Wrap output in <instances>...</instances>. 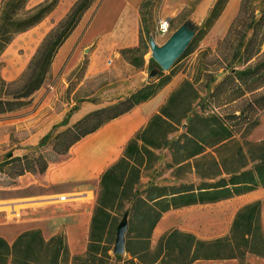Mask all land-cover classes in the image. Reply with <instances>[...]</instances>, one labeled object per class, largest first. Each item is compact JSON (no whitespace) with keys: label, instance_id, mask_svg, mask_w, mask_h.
Instances as JSON below:
<instances>
[{"label":"trees","instance_id":"obj_1","mask_svg":"<svg viewBox=\"0 0 264 264\" xmlns=\"http://www.w3.org/2000/svg\"><path fill=\"white\" fill-rule=\"evenodd\" d=\"M95 1L79 0L75 3L69 14L46 36L17 80L5 82L0 77V115L18 111L30 104L32 96L46 83L59 49ZM27 2L2 1L0 55L17 35L38 25L58 4V0H50L27 11ZM229 2L216 1L191 45L178 61L194 52L196 42L218 22ZM259 3L261 6H258ZM150 5L153 4L146 0L141 10ZM258 11L260 16L256 14ZM143 30L146 36L150 35L147 24L144 29L142 27ZM142 46L141 35L138 47L122 50L120 54L131 65L140 68L144 56ZM138 53L139 59L135 57ZM221 71L224 76L218 81L217 75ZM157 78L159 82L147 83L117 103L87 114L59 133L47 135L37 147L40 150L37 155H30L33 149L21 157H7L0 163V173L16 184L19 177L28 173L38 177L45 175L52 161L65 159L76 143L152 100L172 77H165L161 71ZM201 78L200 86L208 90L205 105L212 109L209 114L193 112L195 103L200 99L201 88L198 84ZM239 101H242V105L231 113L220 115L215 112L217 108ZM176 112H179L178 116ZM263 112L264 0H242L239 12L219 42L213 59L209 61L205 55L194 79L184 81L170 95L159 114L130 140L123 157L101 176L85 254L71 257L64 235L46 240L42 231L35 229L23 232L12 244L0 237V264H65L69 261L72 264H109V252L112 250L109 236L116 232L118 218L124 215L128 204L131 209L126 252L139 260V264H166L169 257L176 264L213 260L242 262L248 254L264 258L260 201L244 206L237 213L229 236L204 241L193 234L172 230L162 236L154 251H151L154 230L167 212L216 204L264 189V141L247 142L246 149L232 143L237 135L258 127L259 116ZM190 113L193 115L184 137L171 144L167 139L159 141L157 134L162 127L166 125L173 130ZM162 146L171 148L173 164L178 170L191 167L201 182L198 185L170 187L151 185L142 192L136 190L142 171L151 168L154 150ZM232 148L236 150L232 151ZM207 159L211 162L207 163ZM250 164L252 168L248 169ZM147 257L151 258L150 262L146 261ZM116 258L120 259L121 256ZM131 264L136 263L131 261Z\"/></svg>","mask_w":264,"mask_h":264},{"label":"crops","instance_id":"obj_2","mask_svg":"<svg viewBox=\"0 0 264 264\" xmlns=\"http://www.w3.org/2000/svg\"><path fill=\"white\" fill-rule=\"evenodd\" d=\"M2 1L0 0V7ZM46 1L50 0H28L26 10H33ZM77 1L79 0H58L55 9L38 25L14 38L2 55L6 61L4 81L13 82L24 73L46 36L69 14ZM145 1L96 0L84 12L76 29L59 49L46 83L32 96L30 104L18 111L0 115V118H3L0 120V151L6 144L13 145L11 149L15 152L14 156H24L38 147L47 135L63 131L87 114L117 103L143 87L146 78L142 72H136L104 92H118V97L111 102L94 101L95 94L79 103L72 98L70 102H66L62 94L75 81L73 74L83 59L89 60L84 74L85 82L104 72L113 62L120 60L122 50L140 45L141 6ZM216 1L202 0L196 12L202 13L213 8ZM155 2L154 15L159 19L179 15L185 9L188 0H163L160 7L159 1L154 0L153 3ZM217 24L218 22L216 28ZM22 51L23 54H20ZM15 55L21 58L12 60ZM56 77L58 80L54 83L52 79ZM84 82L72 92V97ZM167 99L168 94L161 91L152 100L106 124L96 133L88 135L70 149L65 159L52 161L45 175L38 177L28 173L19 177L17 180L19 187L14 189L23 191L24 197L16 195L0 199V203H4L0 204V208L22 204L16 207L15 211L0 212V219L1 217L4 219L0 220V237L12 244L22 234H17L15 232L17 228L10 224L21 217L23 210L26 214L50 210L49 218H31L30 221L39 229H42L43 224H53L52 229L57 227L63 229L67 234L70 248L81 247L89 236L101 176L123 157L130 140L159 114ZM69 105L70 108H67ZM263 115L264 112L260 116L259 126L262 125ZM62 196L68 197L67 201H60L59 198ZM257 196V191H254L234 198L236 200L234 209L230 208L226 212L232 216L231 227L226 236L230 235L237 213L244 206L256 202ZM29 203L34 206L30 207ZM173 225L174 222L165 215L154 230V239L158 240L172 230H179H170ZM195 236L204 241L226 237L204 239Z\"/></svg>","mask_w":264,"mask_h":264},{"label":"rangeland","instance_id":"obj_3","mask_svg":"<svg viewBox=\"0 0 264 264\" xmlns=\"http://www.w3.org/2000/svg\"><path fill=\"white\" fill-rule=\"evenodd\" d=\"M149 1L153 5L152 6L150 5V7L148 8L143 7L141 10L142 23H143L142 27L144 29L145 25L147 24V27L149 26L150 29L149 36H146L144 30L142 32V40H143L142 50L144 52L142 66L140 68H136L121 56L120 60H118L117 62H113V64L110 67H107L104 72L84 82V74L86 72L89 62L88 58H85L80 62L77 71L74 72L73 74L75 81L72 83V85H70V87L67 89L66 92L62 93L63 98H66V102L67 101L70 102L72 98L75 100V102L79 103L85 101L88 97L92 96L93 94H95V97L93 98L94 101L111 102L115 100L116 97H118V92L116 93H111V92L104 93V92L108 91V89H112V87L117 85V83L120 80L127 79L136 72L143 73V76L146 78V82L144 83V85L150 82H159L160 79H158L157 76L151 77L152 71L159 69V67L156 64V62L152 59L150 38H153L156 41V43L161 46L167 42V40L177 29H179L181 26H183L186 23H189L196 30V34H197L212 9L211 7L210 9L205 10L202 13L200 12L198 13L196 12V8L198 7V5L202 0H188L185 9L179 15L168 18L171 21L170 35L162 36L158 32V25L160 20L166 18L156 19L154 15V9L156 7H153L156 4V2L152 3L154 0H149ZM158 1H159L158 7H160L163 0H157V2ZM241 1L242 0H230L227 8L225 9L220 19L218 20L217 28L215 24L208 33H206L196 42L194 52H192L191 54L182 58L180 61L174 64V66L169 71L163 72L165 77L169 75H171L172 77L171 81L161 90L168 94V98L175 90H177L182 85L184 81L194 79V77L197 74L198 66L203 61L205 55L208 56L209 61L213 59V54L215 53L219 42L225 37L231 23L233 22V20L235 19V17L239 12ZM258 6H261V3H259ZM256 14L257 16H260L259 11ZM57 26L58 25H56L54 28H56ZM3 53L0 55V77L4 80L3 75H4V67L6 65V61L4 60V57H2ZM20 54H23V51ZM135 57L139 59L140 54L139 53L135 54ZM20 58L21 57L15 55L12 58V60L20 59ZM160 72L161 70L159 71V73ZM223 76H224V72L221 71L217 75L218 81ZM52 80L55 83L57 82L58 77ZM202 81L203 78H201L198 84V87L201 88L200 99L195 103L193 112L201 113V111H204L205 114H209L211 113L212 109L211 107L208 108L205 105L206 103L205 100L208 95V90L202 89L201 87ZM82 82H84L83 85L79 88L77 93L72 97V92L76 90V88ZM241 105H242V101H239L236 103H232L228 106L217 108L215 112L220 115H225L227 113L233 112L238 106ZM64 108H66V106ZM67 108H70V105L67 106ZM179 112H176L175 114L178 116ZM192 115L193 114L190 113L187 116V118L184 119L180 125L175 126L173 130L166 125L162 127V129H160L157 134V136L159 137V141H163L167 139L169 144H171L173 141H176L179 138L184 137L186 135L187 125ZM260 116H259V121H261ZM0 120H3V118H0ZM261 141H264V115L262 117L261 126L251 129L243 134L237 135L232 143L235 144L236 146H243L246 149L247 142L259 143ZM11 147H13V145L8 146L7 144L5 145V147H1L2 150L0 151V163L5 161L8 155L11 153L13 154V157H15L14 156L15 152L11 149ZM46 149H48V147L42 149V151H45ZM34 150H37V147ZM34 150L30 153V155L31 154L37 155V153L40 152V150L37 151ZM235 150L236 148H232V151ZM154 154L155 156L152 157L153 159L151 162V168L144 169L142 171L140 183L136 188V190H138L139 192H142L148 186L151 185L170 187V186H179L182 184L198 185L201 182L200 177L195 173V170H193L191 167L187 166L183 170H178L177 166L173 164L172 150L169 146H162L160 149L154 150ZM207 160H206L207 163L211 162L210 159ZM193 162L194 161H191L190 163ZM251 168H252V164L249 165L248 169ZM17 187H19L18 182L16 184L6 175L0 173V199L10 198L16 195L21 198L24 197L23 191L20 192L18 189H14ZM257 195H258L257 200L261 202V222L264 232V189L257 190ZM235 201L236 200H234L233 198L230 199V201L227 200L216 204L196 205L183 209L171 210L166 214H164V216L166 215L170 220L174 222V225L170 228V230L179 229L181 231L193 233L198 237H202L204 239H215L218 237L226 236L229 233L232 216L231 213L228 215L226 212L230 208L232 210L234 209L233 205L235 204ZM16 202H21V201H16ZM6 203H11V202H6ZM0 204H4V203H0ZM29 204L30 207L34 206V204L32 203ZM21 205L11 204L10 207L8 208H4V207L0 208V212L8 211V210L15 211L16 207H19ZM130 209H131V205L128 204L126 206V212L124 213V215L128 214L129 217ZM49 215H50V210H47L45 212L43 211L35 212V214H32L30 212L29 214H26L25 210H23L21 212V217L18 218L17 220L15 219V221L11 223L10 226L17 228V230H15L17 234L23 233L28 230L39 229L34 224V222L30 221V219L49 218L50 217ZM124 215L118 218V224L116 226L117 228L120 222L122 221ZM0 220H4L3 217H1ZM52 227L53 224H43L42 229H40L46 240L50 239L52 236L55 235H64L66 238V242L71 257L82 256L85 254L87 250L88 239L85 242H83V245L81 247L70 248L68 244V237L65 231L63 229H60L59 227L54 229H52ZM117 228H116V232H114L112 235L109 236V247L112 250L109 252L110 260L108 263L131 264V261H135L136 264H139V260L132 258L131 255L128 254L127 252H125L123 255H120L121 256L120 259H117L116 255L113 254L116 235H117ZM126 240H127V235H126ZM158 241L159 239L158 240L154 239V237L152 236L151 251H154ZM150 260H151L150 257L146 258L147 262H150ZM65 264H72V262L69 261ZM166 264H176V263L172 262V259L169 257L166 259ZM194 264H264V258L252 254H248L242 262L239 260L197 261Z\"/></svg>","mask_w":264,"mask_h":264},{"label":"water","instance_id":"obj_4","mask_svg":"<svg viewBox=\"0 0 264 264\" xmlns=\"http://www.w3.org/2000/svg\"><path fill=\"white\" fill-rule=\"evenodd\" d=\"M195 36L196 30L189 23H186L177 29L167 42L161 46L158 45L153 38H150L152 59L159 67V69L152 71L151 77H156L160 70L163 72L169 71L187 51ZM8 157H13V154H9ZM128 228L129 217L128 214H125L117 228L113 250V254L116 256L123 255L126 252V235Z\"/></svg>","mask_w":264,"mask_h":264},{"label":"built area","instance_id":"obj_5","mask_svg":"<svg viewBox=\"0 0 264 264\" xmlns=\"http://www.w3.org/2000/svg\"><path fill=\"white\" fill-rule=\"evenodd\" d=\"M158 32L162 36L170 35V33H171V21H170V19L166 18V19L159 21ZM67 198L68 197H66V196H62L59 198V200L64 202V201H67L66 200Z\"/></svg>","mask_w":264,"mask_h":264}]
</instances>
